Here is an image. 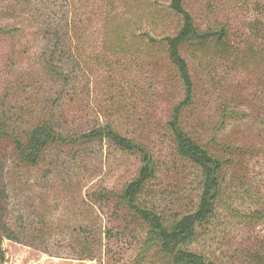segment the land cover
Returning <instances> with one entry per match:
<instances>
[{"label": "rangeland", "instance_id": "374dc122", "mask_svg": "<svg viewBox=\"0 0 264 264\" xmlns=\"http://www.w3.org/2000/svg\"><path fill=\"white\" fill-rule=\"evenodd\" d=\"M169 3L0 0V28L12 27L0 31L2 126L22 134L50 120L72 134L111 124L150 152L155 172L138 201L163 220L195 208L202 174L178 154L168 125L184 96L163 40L182 23ZM183 6L199 29L226 33L219 45L189 42L180 49L192 80L181 126L223 159L215 209L188 248L216 264H264V0H184ZM60 16L74 29L61 67L66 80L49 72L43 34L48 18ZM0 160L8 221L25 226L33 243L3 238L0 264H167L155 248L142 256L145 225L101 196L119 192L135 175L138 153L106 140L54 143L36 164L21 165L6 137ZM83 228L99 239L94 259L74 256Z\"/></svg>", "mask_w": 264, "mask_h": 264}, {"label": "trees", "instance_id": "16d2710c", "mask_svg": "<svg viewBox=\"0 0 264 264\" xmlns=\"http://www.w3.org/2000/svg\"><path fill=\"white\" fill-rule=\"evenodd\" d=\"M183 1L170 0L169 6L181 15L182 23L174 34L164 36L163 40L167 45L168 58L175 64L184 89L183 98L172 107L168 125L173 134L178 154L198 165L202 173L201 187L195 208L163 220L156 210L139 203L138 197L145 182L155 172L154 162L143 143L131 136L122 134L109 123L92 126L72 134L59 131L50 120H39L28 130L20 132L22 134L14 132L0 123V139L7 137L11 140L17 163L21 165L36 164L43 150L54 143L79 144L92 140H106L124 151L138 153L140 164L135 175L125 182L119 192L107 191L101 196H111L115 201L113 204L115 209L126 208L145 225L146 231L142 244V252H145H141L142 256L145 257L146 250L155 248L160 258H164L167 264H216L213 260L204 257L203 254L188 248V244L193 240L196 227L205 223L215 209L221 188L223 159L210 152L206 146L199 143L181 126L180 112L192 99V80L188 64L181 55L180 49L182 45L189 42L201 46L206 43H213L214 46L219 45L224 42L226 33L224 27L199 29L194 24L189 11L184 8ZM59 20H55V17L48 18L43 31L49 42L46 64L50 73L59 74L63 80H66L67 75L65 73L67 71H62L61 67L64 59L69 57L68 44L74 38V29L66 17L60 16ZM11 29L12 27H2L0 31L10 33ZM1 164L0 160V171ZM6 200L7 193L0 184V262L5 258V251L2 247L3 238L26 245L33 244L26 237L29 233L25 226L22 224L13 226L8 221ZM89 230L88 228L81 229L80 241L77 247H73L76 252L74 256L77 259L95 258L99 239L97 240L94 234L89 235ZM82 234L84 235L82 236ZM64 248L61 247V250ZM43 252L47 251L43 250ZM138 263L137 260L136 264Z\"/></svg>", "mask_w": 264, "mask_h": 264}]
</instances>
